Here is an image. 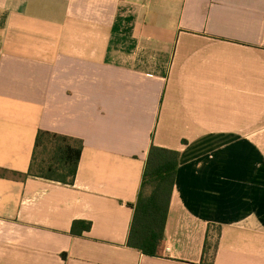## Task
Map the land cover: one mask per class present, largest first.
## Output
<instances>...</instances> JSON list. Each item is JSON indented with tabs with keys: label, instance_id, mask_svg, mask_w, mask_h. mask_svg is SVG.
<instances>
[{
	"label": "crops",
	"instance_id": "1",
	"mask_svg": "<svg viewBox=\"0 0 264 264\" xmlns=\"http://www.w3.org/2000/svg\"><path fill=\"white\" fill-rule=\"evenodd\" d=\"M39 131L83 142L74 185L27 176ZM152 145L157 257L128 245ZM0 264H264V0H0Z\"/></svg>",
	"mask_w": 264,
	"mask_h": 264
},
{
	"label": "trees",
	"instance_id": "2",
	"mask_svg": "<svg viewBox=\"0 0 264 264\" xmlns=\"http://www.w3.org/2000/svg\"><path fill=\"white\" fill-rule=\"evenodd\" d=\"M83 151V142L68 136L39 131L27 176L63 185H74ZM180 153L152 145L135 204L128 245L150 257H157L165 240L171 198L179 167ZM91 223L75 222L72 232L81 235ZM208 245H205V254Z\"/></svg>",
	"mask_w": 264,
	"mask_h": 264
}]
</instances>
